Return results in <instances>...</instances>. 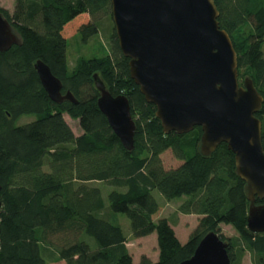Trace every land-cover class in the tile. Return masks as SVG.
I'll list each match as a JSON object with an SVG mask.
<instances>
[{
	"label": "trees",
	"instance_id": "1",
	"mask_svg": "<svg viewBox=\"0 0 264 264\" xmlns=\"http://www.w3.org/2000/svg\"><path fill=\"white\" fill-rule=\"evenodd\" d=\"M213 1L236 52L238 76L249 77L263 98L255 115L264 149V0ZM107 10L111 14L110 0H14L11 15L0 7L21 41L0 52V264H178L210 231L227 244L231 264H242L245 253L253 264H264V232L246 227V187L234 154L221 143L201 155L198 126L185 134L162 131L155 106L129 75L114 27L106 36L109 52L80 57L69 70V36L82 44L97 37L98 16ZM36 60L49 66L62 93L70 91L77 104L49 99ZM94 73L112 95L128 98L136 125L132 151L97 106ZM65 113L78 119L81 134L73 133ZM22 115L34 120L15 125ZM167 149L181 161L175 168L162 165ZM93 182L112 188L105 197ZM155 190L167 201L185 198L178 212L199 216L185 242L173 219H153L160 207ZM118 214L129 220L133 237L156 234L155 260L142 255L133 261ZM221 224L237 235L224 236Z\"/></svg>",
	"mask_w": 264,
	"mask_h": 264
},
{
	"label": "water",
	"instance_id": "2",
	"mask_svg": "<svg viewBox=\"0 0 264 264\" xmlns=\"http://www.w3.org/2000/svg\"><path fill=\"white\" fill-rule=\"evenodd\" d=\"M110 9L129 75L145 101L155 106L162 131L185 134L200 127L198 150L203 156L225 143L245 182L246 227L264 232V203L256 202L264 199V149L261 120L255 115L263 98L249 77L239 84L237 55L229 34L219 26L214 1L110 0ZM20 42L0 12V52ZM34 69L51 101L78 103L70 91L62 93L61 80L47 64L36 60ZM93 82L99 110L122 146L132 151L136 125L128 98L112 95L96 73ZM178 264H231V260L227 244L210 231L191 257Z\"/></svg>",
	"mask_w": 264,
	"mask_h": 264
},
{
	"label": "rangeland",
	"instance_id": "3",
	"mask_svg": "<svg viewBox=\"0 0 264 264\" xmlns=\"http://www.w3.org/2000/svg\"><path fill=\"white\" fill-rule=\"evenodd\" d=\"M0 7L5 9L8 14L11 15L14 8V0H0ZM98 19L100 23L99 27L101 34L99 33L97 37L89 40L88 43L82 44L77 36L69 34L70 36L67 40L68 44L66 48V58L69 70H71L76 65V62L78 59H80V57L88 58L93 55L100 56L105 52H109V47L106 43V36L108 35V32L113 28L110 10L105 11V13H101L98 16ZM238 78L239 84L241 85L243 80L239 76ZM63 117L75 135H79L82 133L77 118L72 117L68 113L63 114ZM32 120H34L33 115H22L15 120V125H22ZM160 156L162 165L165 169L175 168L181 163L180 160L176 159L173 156L170 149L164 151ZM93 184L98 185L102 188L103 195L105 197L108 191L112 188L111 186H106L100 183L93 182ZM154 196L158 200L160 207L153 219L157 220L158 218L162 217H167L170 220L173 219L175 221L173 224V230L176 236L180 239V242H185L190 233L196 227L199 216L191 213L184 214L178 212V207L185 198L167 201L156 190L154 191ZM117 221L126 233V246L128 252L133 258V261L137 262L142 255L147 256L151 260H155L157 258L158 250L156 234L154 232L144 237H133L130 232L129 220L127 219V217L123 214H118ZM220 229L224 236L231 237L237 235L235 229L231 225L221 224ZM241 260L242 264H253L249 253H245ZM48 264H63V262H49Z\"/></svg>",
	"mask_w": 264,
	"mask_h": 264
},
{
	"label": "crops",
	"instance_id": "4",
	"mask_svg": "<svg viewBox=\"0 0 264 264\" xmlns=\"http://www.w3.org/2000/svg\"><path fill=\"white\" fill-rule=\"evenodd\" d=\"M178 238V237H177ZM179 239V238H178ZM180 240V239H179ZM183 243V242H182Z\"/></svg>",
	"mask_w": 264,
	"mask_h": 264
}]
</instances>
